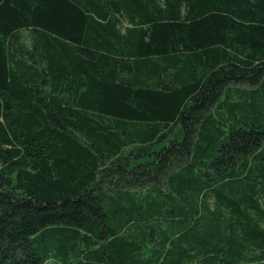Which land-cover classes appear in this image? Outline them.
Returning a JSON list of instances; mask_svg holds the SVG:
<instances>
[{
    "label": "trees",
    "instance_id": "1",
    "mask_svg": "<svg viewBox=\"0 0 264 264\" xmlns=\"http://www.w3.org/2000/svg\"><path fill=\"white\" fill-rule=\"evenodd\" d=\"M264 264V0H0V264Z\"/></svg>",
    "mask_w": 264,
    "mask_h": 264
},
{
    "label": "rangeland",
    "instance_id": "2",
    "mask_svg": "<svg viewBox=\"0 0 264 264\" xmlns=\"http://www.w3.org/2000/svg\"><path fill=\"white\" fill-rule=\"evenodd\" d=\"M46 264H55V262L48 261ZM57 264V263H56Z\"/></svg>",
    "mask_w": 264,
    "mask_h": 264
}]
</instances>
